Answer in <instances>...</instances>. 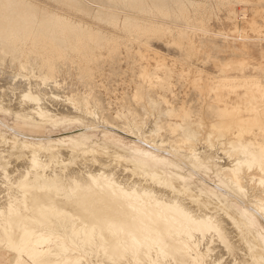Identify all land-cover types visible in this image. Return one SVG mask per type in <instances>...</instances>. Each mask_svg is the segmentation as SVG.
I'll return each mask as SVG.
<instances>
[{"label":"bare ground","instance_id":"1","mask_svg":"<svg viewBox=\"0 0 264 264\" xmlns=\"http://www.w3.org/2000/svg\"><path fill=\"white\" fill-rule=\"evenodd\" d=\"M47 1L65 17L31 2L0 0V12H6L0 15V34L9 36L5 47L41 59L37 73L0 63V114L12 115L27 130L61 124L79 129L67 140L62 139L66 133L42 139L0 120V251L9 254L8 264H264V237L239 208L264 224V142L258 134L264 133V82L223 78L210 85L202 80L211 102L203 103L195 120L183 106L162 110L143 93L144 122L126 119L125 126H116L99 113L94 89L84 81L88 68L79 67L88 58L79 57L78 48L86 44L92 54L102 40L112 43L118 36L131 49L169 33L171 48L178 50L172 64L193 76L196 47L192 38L183 40L185 31L174 23L176 14L196 0H105L114 13L98 15L81 5L71 7L76 0ZM132 12L151 20L138 23L129 17ZM229 14L235 25L234 11ZM84 17L102 23L108 33L86 27ZM71 45L70 69L50 66L55 52L58 61L68 60L65 48ZM202 45L199 40L197 49ZM141 76V83L150 81L149 75ZM167 80L157 77L160 89L170 86ZM237 87L244 93H234L232 100ZM161 116L173 136L166 141ZM96 131L119 133L163 159L157 165L133 159L128 150L96 139L91 134ZM210 171L214 180L204 179ZM190 175L207 188L200 190Z\"/></svg>","mask_w":264,"mask_h":264},{"label":"rangeland","instance_id":"2","mask_svg":"<svg viewBox=\"0 0 264 264\" xmlns=\"http://www.w3.org/2000/svg\"><path fill=\"white\" fill-rule=\"evenodd\" d=\"M23 1L39 5L41 9H44L45 11L47 10L53 15H61L65 17L63 13L56 11V5H52L53 7H50V3H48L47 0ZM251 1L252 2H250V0H246L242 3H237L232 0H196L195 3L186 5L183 8L182 14H176L175 17L178 21L174 24L178 25V27H181V29L185 31L183 40L186 41L192 38L191 47L192 49H195L194 47H196V58L192 59V64L197 67V73L193 76L184 75L179 66H174L172 64L173 56L178 54V50L175 47L171 48L169 43V33L151 36V38L148 39L146 46L133 45V48L131 49H125L126 40L118 36H115V40L112 43H107L102 40L100 44L96 45L92 54H88L86 44L81 45L78 48V56L81 58L86 57L88 59L86 60V63L80 64L79 67L80 69L88 68L89 72L87 73V77H90V79L87 80L86 77L84 81L92 87V90L94 89V96L100 104L99 113L101 117L109 123L120 127L125 126L126 119L132 120L140 125L144 122L145 111L142 108L143 102L141 101L140 103L139 96L145 93L149 96V99L160 104V109L164 110L172 107L177 110L178 107L180 109V106H183L182 109L189 111L191 119L195 120L197 112H199L203 103L211 102V99H209L211 94L205 96L203 91L205 83L211 85L223 78L241 79L243 77L257 78L258 80H262L264 82V0ZM45 3H47V5ZM71 5H73L71 7H78L81 5L80 7H82V11H90L97 15L101 12L109 14L114 13V7L107 5L105 0H103V2L93 0H76L73 1ZM232 10L236 16V19H233L235 25L229 21V12ZM132 13L133 14L129 17L138 23L149 22V20H151L148 16L140 15L136 12ZM4 14H6V12H0V15ZM80 18L82 20V17ZM74 20L78 21V19ZM83 20L85 22L83 21L82 23L85 24L86 27L92 28L94 31H98L100 33L102 32V34L108 33L104 30V25L102 23L93 21L88 17H84ZM247 20H250V24ZM221 22L224 23L222 24ZM227 23L230 24H228L225 28ZM95 25H98V28L95 27ZM216 25L217 27H215ZM16 30L19 33L24 32V30H21L20 28H17ZM8 37L9 36H5V34H0V63L8 64L10 69H15L16 67H19V65H22L27 72L34 71L37 73L36 70L41 62L40 57L37 54H27L21 57L14 51L13 48H6L4 44L8 42ZM199 40L202 41L203 45L197 49ZM171 49H174V51ZM74 52V45H71L69 48H65L68 60L63 59L62 61H58L56 52L52 53V59H48L49 62H51L50 66L54 65L56 70L70 69L74 59V55L72 53ZM130 59L132 62L129 61ZM109 65L111 66L109 67ZM158 65H160V68ZM117 67L118 72L116 71ZM122 67L124 68L122 69ZM233 67L235 70L232 69ZM91 70L92 72H90ZM141 73H145L150 76V83L148 81L146 83H141L143 80ZM42 77H44V75ZM157 77L163 79L167 78V82L170 83V86L164 90L160 89ZM202 80L204 84L201 82ZM144 84H149L150 86H145ZM159 90H161V92H159ZM234 93L235 95L238 94L241 97L244 93V89L242 87H237L236 90L230 94L232 100L234 99ZM162 98L167 101V104H162ZM257 100L259 101V96H257ZM242 101H244V98H242ZM168 105L171 106L169 107ZM204 112L205 114L210 113V111L206 108ZM120 117L123 120H121ZM0 120L4 125H7L9 128H14L15 131L23 135H25L24 132H26L28 134L27 136L42 139L47 137L62 136V134L64 135L65 133L66 135L70 133L76 135L74 133L79 129L76 124H61L57 126H40L36 127L34 130H27L25 126L16 121L12 115L0 114ZM159 122L162 127L160 134L164 141L168 138H172L173 136H170V130L166 124L167 118L165 116H161ZM171 122H179V119L173 118ZM5 130L12 132L8 129ZM91 134L98 140L104 141L108 144L118 145L128 150L129 157L150 165H157L159 161L163 159L160 154L149 149L145 145L140 144L126 136L120 135L119 133H113L111 131H96L91 132ZM258 134L259 138L264 142V133L259 132ZM62 139H70V136L67 135ZM68 142L70 143V140H68ZM179 167L182 168L184 173L187 172L181 165H179ZM164 168L166 170H176L175 167L170 165H166ZM212 173L213 171H210V173L203 176V178L206 180H214L210 178L213 176ZM189 180L191 183L197 185L202 191L207 188L206 184L194 175H190ZM217 184L220 183L217 182ZM239 208L250 222L251 227L256 230L261 237H264V224L262 221L255 216H252V214L241 205ZM8 258L9 254L0 251V264H8Z\"/></svg>","mask_w":264,"mask_h":264}]
</instances>
